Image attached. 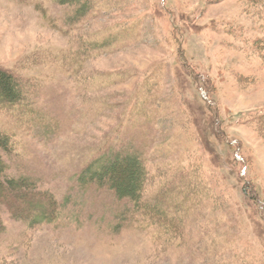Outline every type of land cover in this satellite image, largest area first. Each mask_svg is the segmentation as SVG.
Instances as JSON below:
<instances>
[{"label":"rangeland","instance_id":"obj_1","mask_svg":"<svg viewBox=\"0 0 264 264\" xmlns=\"http://www.w3.org/2000/svg\"><path fill=\"white\" fill-rule=\"evenodd\" d=\"M0 70V264H264V0H0Z\"/></svg>","mask_w":264,"mask_h":264},{"label":"trees","instance_id":"obj_2","mask_svg":"<svg viewBox=\"0 0 264 264\" xmlns=\"http://www.w3.org/2000/svg\"><path fill=\"white\" fill-rule=\"evenodd\" d=\"M187 75V74H186ZM191 79H195L191 76ZM16 85L10 75L0 70V96L7 102L13 103L18 99V92L15 91ZM202 97H204L202 95ZM203 99H206L205 97ZM5 139L0 138V148L4 149ZM239 161V158H236ZM140 162L133 155H116L103 163L98 171L94 173L97 179L105 181L108 188L111 189L118 199H138V187L141 175ZM90 170V169H89ZM25 180L2 179L0 177V203L8 204L14 209V213L18 215H26L24 220H28L31 224H37L40 221H50L49 215L42 213L41 209L34 213L28 214L27 204L31 202L32 193L25 189ZM243 194H247V190L243 189ZM250 199V198H249ZM24 212V213H23Z\"/></svg>","mask_w":264,"mask_h":264}]
</instances>
